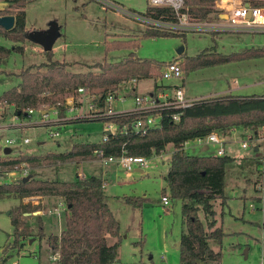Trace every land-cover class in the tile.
<instances>
[{"label": "rangeland", "instance_id": "obj_1", "mask_svg": "<svg viewBox=\"0 0 264 264\" xmlns=\"http://www.w3.org/2000/svg\"><path fill=\"white\" fill-rule=\"evenodd\" d=\"M221 1V0H220ZM112 3L119 7L115 8ZM151 5L149 0H28L26 25L28 37L15 41L0 34V44L8 47L21 45L24 49L12 50L11 54L0 60V94L21 82L19 71L29 65H38L46 61L43 46L32 38L37 31L48 30L53 23L59 27L54 41L55 57L72 65L69 69L86 71L96 61L120 60L135 50L137 56L153 57L159 60L177 59L182 61L185 55H196L208 47L224 54L240 52L243 49H255L264 46L263 32H212L189 31L183 38L180 35L144 36L146 26L140 19L131 17L129 12L141 14ZM8 6V5H7ZM215 7V5H214ZM137 45L130 47V44ZM185 45L184 54L177 48ZM133 46V45H132ZM181 64V63H180ZM182 66V65H181ZM162 71V69L160 70ZM150 76L136 81H127L123 87L136 85L137 92H150L154 89L158 77ZM142 80V81H141ZM141 81V82H140ZM140 82V83H139ZM162 82V81H160ZM184 83L187 96L197 99L203 96H216L225 93L249 95L264 93V55H249L234 58L189 71L182 77L164 79L161 84ZM134 94L116 101L118 108H130L134 105ZM51 111L49 121L43 122L39 113L15 117V106L4 104L0 114L4 123L9 124L0 132L3 135L30 136L32 141L15 149L30 154H47L68 150L74 142H97L103 137L105 122L100 119H75L77 111L65 108L68 122L50 126L56 120L55 106L45 107ZM59 108V107H57ZM66 120V121H67ZM22 125H25L21 128ZM58 128L61 134L55 137L51 130ZM252 130L243 126L232 127L227 134L231 140L227 150L235 158L227 167V203L215 201L218 225L225 231L222 242L211 239L215 249L222 250L220 264H264V189L261 175L250 152L241 148L235 139H240ZM218 145H190L189 153L214 154ZM173 143H168L161 154L150 156L151 166L143 173L133 170L128 174L125 169L100 158L92 160L68 161L42 167L27 166V174L39 172L41 176L62 180H72L84 175H105L106 192L109 203L120 220L123 237L119 255L113 264H181L180 250L176 247L183 225L182 201L170 198V203L162 202L163 188L166 186L164 174L167 172ZM256 159V158H255ZM111 170L108 175L107 171ZM23 169L13 172L0 167V183L14 181L23 173ZM36 172V173H37ZM251 178V179H250ZM125 195H137L144 199L141 207H133L124 199ZM19 199L6 196L0 198V264H58L54 251L46 237L38 234L16 239L12 223L11 210ZM44 216L46 233H59L66 225V205L57 197L45 200ZM34 220V213L29 214ZM200 216L206 222L203 210ZM109 236V242L114 241ZM17 241V242H16Z\"/></svg>", "mask_w": 264, "mask_h": 264}, {"label": "trees", "instance_id": "obj_2", "mask_svg": "<svg viewBox=\"0 0 264 264\" xmlns=\"http://www.w3.org/2000/svg\"><path fill=\"white\" fill-rule=\"evenodd\" d=\"M0 1L8 2V7L0 8V15L14 14L16 17L11 29L0 25V34L15 41L25 40L28 37L25 9L28 0ZM247 1L264 4V0ZM215 2L216 0H185L190 15L201 19L210 18ZM143 12L155 17L177 19L176 12L170 6L149 5ZM142 34L180 35L183 38L186 36V33L150 27L144 28ZM215 34L217 33L213 32V35ZM136 45L137 43L130 44V47ZM13 48L20 51L24 49L21 45L11 48L0 44V60L9 56ZM44 53L46 61L22 68L19 71L21 82L0 94V102L13 104L15 111L21 116L27 115L28 108L41 106L59 107L61 114H64L67 97L75 94L79 86H86L91 92L99 94L101 102L111 92L135 94L136 85L126 88L123 87L125 82L133 78L138 81L150 76L158 77L160 70L167 63L153 57L137 56L135 50H131L120 60L92 63L91 67L98 68V71L92 68L74 71L69 69L71 63L55 57L53 49L44 50ZM249 55H264V46L230 54L221 53L212 46L196 55H185L180 63L185 71H189ZM174 60L177 59L170 61ZM162 86L163 84L155 81L154 90ZM176 111L181 112L179 120L172 119V114ZM138 116V113L130 112L106 117V120L114 121L119 126V131L110 134L106 141H77L68 150L42 155L20 152L18 155L5 158L0 156V166L13 170L20 168L23 162L34 168L43 164L99 158L94 152L98 147L103 148L106 155L119 154L125 146L130 153L151 156L163 153L168 143H173L174 151L170 166L164 174L166 186L163 188V195L182 201L184 228L180 236V261L182 264H220L222 250L215 249L210 244L211 239L222 242L225 234L223 226L218 225L215 201L220 200L222 205L227 203V167L235 157L229 153L224 155L189 153L184 149L183 143L190 137L207 134L216 129L223 134H230L232 127L236 125L258 130L264 125V93L249 95L225 93L197 98L180 109L164 110L162 125L149 129L145 134L135 131L129 125ZM75 119L79 118L69 120ZM253 160L259 169L264 189V162L261 163L255 157ZM27 175L20 176L14 181L0 183V198L12 196L20 200L11 210L17 241L21 237H32L34 234H38L40 238L46 237L50 247L59 254L58 264H113L117 260L123 235L120 220L109 203L105 179L94 174L89 176L77 174L72 180L38 177L34 171ZM35 195H55L64 199L66 225L59 233H46L42 214H34V220H30L29 214L32 215L35 210L44 207L42 199L23 200L24 197ZM124 199L137 208L143 205L145 198L125 195ZM201 210L205 212L206 222L200 216ZM109 236L116 237V240L109 242Z\"/></svg>", "mask_w": 264, "mask_h": 264}, {"label": "built area", "instance_id": "obj_3", "mask_svg": "<svg viewBox=\"0 0 264 264\" xmlns=\"http://www.w3.org/2000/svg\"><path fill=\"white\" fill-rule=\"evenodd\" d=\"M153 6H170L174 9L177 15V19H165L155 17L153 15L141 14L131 11L129 15L134 18H138L146 26L154 29H159L174 33H187L189 31L196 32H220V31H237V32H263L264 33V4H253L247 0H216L214 10L212 11L209 19H201L192 17L188 11V7L185 4V0H149ZM112 6L117 8V4L112 3ZM184 69L178 61H169L163 67L158 77V83H162L164 79L173 77H182ZM130 81H136L133 78ZM162 81V82H160ZM166 85V86H164ZM128 95L109 93L103 102L99 94L91 92L86 86H79L76 89V93L67 97L66 107L77 111L76 118L79 119H104L105 131L100 141H106L109 135L117 133L119 126L114 121L106 120V117L114 116L120 113L136 112L139 116L132 121L129 125L135 131H139L143 134L153 127H160L163 120V112L169 108L180 109L195 99L187 96V90L184 83L163 84L157 90L152 89L150 92H136L133 96L134 105L130 108H118L116 101L126 99ZM7 102H0V107ZM41 107L28 108L27 115H33L39 113L40 119L43 122L49 121L51 111ZM59 108L55 107L53 110L57 113V117L52 120H56L48 125H62L67 120L65 115L59 114ZM4 115L0 114V132L8 127L9 124H5L3 119ZM181 116L180 111L173 112L172 119L179 120ZM15 117H21L15 111ZM10 126V125H9ZM25 125H22L23 128ZM125 129L127 126L124 127ZM110 131V132H109ZM51 134L58 137L61 132L58 128L51 130ZM32 141L30 136H16V135H3L0 136V156L9 157L15 155V149H20L22 144H26ZM226 136L219 130H212L207 134L197 135L186 139L183 143V147L186 148L190 145H218V150L214 154L224 155L228 154L227 143L230 142ZM234 142H238L239 146L248 152L252 157H255L261 163L264 162V125L258 130H252L247 136L235 139ZM11 147V152L5 151L6 147ZM17 149V150H18ZM94 152L99 156L103 162H111L122 166L128 174H132L133 170H138L143 173L151 166L150 156L144 154L130 153L125 148H122L119 154H104L103 148H95ZM230 154V153H229ZM26 162L22 163L20 168L11 169L13 172L23 169V175H27ZM1 167V166H0ZM262 167V165H261ZM1 176V173H0ZM1 178V177H0ZM164 204L170 203L168 195L162 196ZM58 252L54 255L55 259H58ZM13 264H19V261L15 260Z\"/></svg>", "mask_w": 264, "mask_h": 264}, {"label": "water", "instance_id": "obj_4", "mask_svg": "<svg viewBox=\"0 0 264 264\" xmlns=\"http://www.w3.org/2000/svg\"><path fill=\"white\" fill-rule=\"evenodd\" d=\"M15 15L14 14H3L0 15V25L3 26L6 29H11L14 24H15ZM58 25L56 23H53L51 27L48 30H41L37 31L32 35V38L39 42L44 50H50L53 49L54 41L58 35ZM185 50V45L181 44L178 48L177 51L179 54H182ZM110 132V131H109ZM12 148L11 147H6L5 151L7 153L11 152ZM28 178V175L26 176ZM40 210H35L33 213L38 214ZM178 246H180V242L178 243Z\"/></svg>", "mask_w": 264, "mask_h": 264}, {"label": "crops", "instance_id": "obj_5", "mask_svg": "<svg viewBox=\"0 0 264 264\" xmlns=\"http://www.w3.org/2000/svg\"><path fill=\"white\" fill-rule=\"evenodd\" d=\"M27 4V3H26ZM8 5V2L7 1H0V8H6V7H8L7 6ZM145 11V10H144ZM44 49V48H43ZM53 50H55V46L53 45ZM142 81V80H141ZM140 81V82H141ZM139 82V83H140ZM85 160H92V159H85ZM52 165V164H51ZM36 167H42V166H36ZM36 167H34V168H36ZM33 168V167H32ZM37 172V171H36ZM107 173H108V175L109 174H111V170H108L107 171ZM37 176L38 177H43V176H41L40 175V173L39 172H37ZM82 176H87V175H84V174H82ZM97 176H101L103 179H105V175H97ZM47 177V176H46ZM43 178H45V176L43 177ZM49 178V177H48ZM105 184H106V179H105ZM105 190H106V186H105ZM52 197H57L58 198V200H63L62 199V197H60V196H55V195H46V196H40V195H35V196H27V197H24L23 198V200L24 201H28V200H32V201H38L39 199H42V201H43V204H44V207H43V209H41V210H44L45 209V206H46V203H45V200H48V199H51ZM163 202V201H162ZM164 204V203H163ZM169 204V203H168ZM164 205H166V204H164ZM66 212V211H65ZM66 215V214H65ZM64 227V226H63ZM62 227V228H63ZM121 233H122V231H121ZM123 235V234H122ZM116 240V237L114 238V241ZM113 241V242H114ZM180 242V239H179V241H178V243ZM178 243L176 244V247H178L179 248V246H178ZM182 264V263H181Z\"/></svg>", "mask_w": 264, "mask_h": 264}]
</instances>
